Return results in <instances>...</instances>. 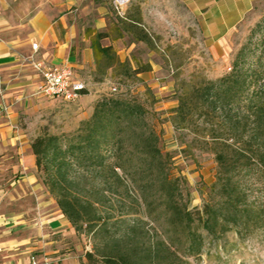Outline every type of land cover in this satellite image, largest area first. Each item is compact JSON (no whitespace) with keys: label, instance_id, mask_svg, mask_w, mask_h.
<instances>
[{"label":"trees","instance_id":"trees-1","mask_svg":"<svg viewBox=\"0 0 264 264\" xmlns=\"http://www.w3.org/2000/svg\"><path fill=\"white\" fill-rule=\"evenodd\" d=\"M142 32L140 40L149 43L150 36ZM98 49L108 54L111 47ZM243 57L239 53L225 75L193 84L179 96L175 110V125L202 132L218 165L212 195L202 208L190 210L181 203L179 180L168 170L170 156L163 153L160 136L146 119L147 109L135 97L104 95L74 131L44 132L33 139L43 182L78 233H95L107 222L99 209L103 190L98 185L80 187L88 185L89 178L109 172L121 181V170L141 189L159 187L162 211L171 226L165 231L168 241L157 251L115 242L88 251V264H191L189 257L204 246L201 229L214 239L230 231L244 238L264 230V201L254 193L255 184L264 181V63L262 56L257 66ZM102 182L109 188L106 179ZM163 246L182 252L161 251Z\"/></svg>","mask_w":264,"mask_h":264},{"label":"rangeland","instance_id":"rangeland-1","mask_svg":"<svg viewBox=\"0 0 264 264\" xmlns=\"http://www.w3.org/2000/svg\"><path fill=\"white\" fill-rule=\"evenodd\" d=\"M139 2L130 0L123 13L117 11L113 0L85 3L86 14L81 19L85 37L95 52V60L92 66L81 71V76L87 83L106 82L99 98L120 95L135 97L144 104L146 119L159 134L163 153L170 156V176L179 180L181 203L190 210L202 208L212 195L218 165L202 132L175 125L179 96L203 79H216L230 72L241 52L249 64L257 66L261 56L264 63V1L233 33L232 46L227 50L212 48L196 31L182 37L173 33L176 38L173 42L160 41L154 32L131 21H141ZM99 3L107 10V24L101 28L95 25ZM142 30L150 36L149 43H141ZM99 33L106 36L100 37ZM103 44L111 47L108 54L98 49ZM142 69H147L145 75L136 72ZM85 112L87 104L83 105L79 100L69 102L41 97L37 106L32 108V137L34 139L44 132H72L82 120L92 115L84 118ZM118 171L121 181L106 172L103 177L89 178L88 185L85 182L80 185L83 189L98 185L103 190L105 197L101 195L99 209L107 216V222L95 233H78L73 227V237L53 236L56 249L87 253L118 242L124 248L135 246L139 251H157L162 241H168L165 231L171 226L162 211L159 187L141 189L129 176ZM39 174L43 182V175ZM103 179L109 182V188L104 187ZM254 193L264 201V181L255 184ZM98 197L99 194L94 195L92 200L96 201ZM201 231L205 236L204 246L200 254L189 257L191 264H264V230L244 238L230 231L219 239L212 238L203 229ZM170 233L175 236L174 232ZM171 250L182 252L177 247ZM171 250L161 247V251Z\"/></svg>","mask_w":264,"mask_h":264},{"label":"crops","instance_id":"crops-1","mask_svg":"<svg viewBox=\"0 0 264 264\" xmlns=\"http://www.w3.org/2000/svg\"><path fill=\"white\" fill-rule=\"evenodd\" d=\"M95 1L0 0V264H33V258L39 264H87L86 251L54 245L53 236L73 237L75 231L40 177L30 118L44 97L36 63L70 65L74 78L87 85L79 99L87 104L84 118L92 114L106 82L87 83L81 76L95 60L81 17L85 3ZM263 1L140 0L138 25L162 42H173V33L196 31L212 48L227 50L233 33ZM97 11L95 25L106 26L105 5L97 4Z\"/></svg>","mask_w":264,"mask_h":264},{"label":"built area","instance_id":"built-area-1","mask_svg":"<svg viewBox=\"0 0 264 264\" xmlns=\"http://www.w3.org/2000/svg\"><path fill=\"white\" fill-rule=\"evenodd\" d=\"M129 2L130 0H113L114 7L119 13L124 12ZM37 47L38 44L34 43L33 48L37 49ZM35 67L43 76V81L38 87V94L69 102L77 101L85 94L86 83L74 78V71L70 65L45 68L42 63H36ZM32 263L39 264L36 258H33Z\"/></svg>","mask_w":264,"mask_h":264}]
</instances>
